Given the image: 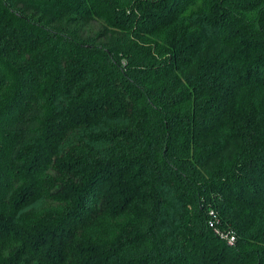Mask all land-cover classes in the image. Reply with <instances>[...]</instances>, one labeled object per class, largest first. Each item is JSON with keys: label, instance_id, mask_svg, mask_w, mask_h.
Wrapping results in <instances>:
<instances>
[{"label": "trees", "instance_id": "trees-1", "mask_svg": "<svg viewBox=\"0 0 264 264\" xmlns=\"http://www.w3.org/2000/svg\"><path fill=\"white\" fill-rule=\"evenodd\" d=\"M0 264H264V0H0Z\"/></svg>", "mask_w": 264, "mask_h": 264}, {"label": "built area", "instance_id": "built-area-1", "mask_svg": "<svg viewBox=\"0 0 264 264\" xmlns=\"http://www.w3.org/2000/svg\"><path fill=\"white\" fill-rule=\"evenodd\" d=\"M208 225L213 229L214 233L225 242L233 244L235 241V233L231 228H223L220 225L219 216L214 209H209Z\"/></svg>", "mask_w": 264, "mask_h": 264}]
</instances>
